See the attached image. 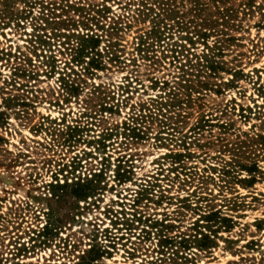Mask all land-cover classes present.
Segmentation results:
<instances>
[{
	"label": "rangeland",
	"instance_id": "rangeland-1",
	"mask_svg": "<svg viewBox=\"0 0 264 264\" xmlns=\"http://www.w3.org/2000/svg\"><path fill=\"white\" fill-rule=\"evenodd\" d=\"M140 1L0 0V264H80L90 247L104 252L94 264H264V173L250 187L221 174L254 155L264 172L249 138L264 134V117L240 111L262 104L252 82L253 69L263 79L264 0H198L200 11L177 0L185 29L174 25L172 39L148 54L134 43L149 20L136 27L121 17L130 19ZM86 35L102 38L98 70L82 58ZM225 36L233 41L217 45L219 61L251 82L226 87L230 75L220 72L200 88L182 77L181 69L196 75L188 62ZM108 40L114 47L105 54ZM175 42L183 46L178 60L169 52ZM161 101L177 107L160 117ZM202 117L207 127L192 132ZM125 124L140 138L126 137ZM184 144L194 158L172 165L165 155L183 153ZM124 166L133 177L119 183ZM141 185L157 186L149 200H137ZM235 192L239 209L222 202ZM160 194L171 201L157 203ZM209 205L234 225L198 252L193 238L200 227L207 232L200 217Z\"/></svg>",
	"mask_w": 264,
	"mask_h": 264
},
{
	"label": "trees",
	"instance_id": "trees-1",
	"mask_svg": "<svg viewBox=\"0 0 264 264\" xmlns=\"http://www.w3.org/2000/svg\"><path fill=\"white\" fill-rule=\"evenodd\" d=\"M188 1V3L190 4V11H200V7L198 4V0H185ZM178 2L177 0H141L140 2H138V6L140 7V9H136L132 12L133 15L129 16L130 19H128V17H124V15H122L121 17L123 19H125L126 21H128V23L132 24L133 26L135 25L136 27L140 26L141 24H144L145 21L149 20V28L145 29L144 31L140 32L135 40L136 43H134L136 45V48L138 50V52H145L146 54H148V50L152 49L154 45H158L161 42H164L165 40H171V36H170V31L172 30L173 26L175 25L180 31L184 30V24L183 22H180L181 19V15H180V11L178 9ZM199 7V8H198ZM125 9V8H124ZM127 10V8H126ZM102 12L104 14L109 13V10L106 8L102 9ZM180 15V16H179ZM220 19H222V22L227 23L226 20L228 19V12L222 10V13L220 12ZM120 22H122L123 24L127 25L126 22H124L123 20L121 21L120 19H118ZM167 22H172V25L168 24ZM131 25V26H132ZM131 26L129 25L126 28H131ZM125 28V29H126ZM223 35H225L224 33H222ZM203 37H206L207 34L206 32H203L202 34H200ZM100 36H82V42H84L82 45H79L80 49H82L81 55L82 58H88V65L90 66L89 69L92 70H98L100 69V62L99 59H101L102 54L101 52L98 51L97 46L98 43L100 42V40L102 38H99ZM181 38V37H180ZM224 39H227L224 41ZM231 38H228V36L221 38V41H217L214 43V45L212 46V48H208L207 46V51L209 53L206 54H202V56L197 57L196 60L198 62L195 63V65L190 64L188 61V66L189 69L195 70L196 75L194 74H189L188 72L184 71L183 69H181L180 71L182 72V77H193L195 78L196 82L198 83V86H200V88L203 86V88H206L207 85L204 82V80L206 81V79H212V78H218L220 72L222 73H227L230 75V79L226 80V82H223V84L226 87H233L235 85V83L239 80V79H248L249 82H251V80L253 79L251 77V75L249 74H244L242 72V70H235V69H228L227 67H225L224 62H220L219 61V57L222 56V51L220 49V46H217L219 43H225L228 42ZM190 41V40H189ZM231 41H233L231 39ZM114 47V45H112V43H110V40H108V45L106 46V52L105 54H110V48ZM170 47V51L173 56L174 54H177L176 56V60H178V54H180V51H177V48H180V50L183 48V46H178V44L175 42L173 44L169 45ZM78 50V49H77ZM83 51L85 53H83ZM80 56V55H79ZM81 57V56H80ZM145 57H148L145 56ZM174 59V61H175ZM263 71V79L262 82L259 84V80L261 78L260 76V70L257 69H253V72L256 76V81L252 82L253 86H254V90L258 93V96L260 98H262L261 101V105L258 106L256 104L253 105V107H246V108H240L241 112H244L246 114L242 115L243 118H247L248 115L250 116L251 114H254V117H260L263 116L264 117V67L262 68ZM188 81V80H185ZM73 86H70V90L73 91ZM75 89V88H74ZM206 90V89H203ZM70 94H72L71 91H69ZM74 94V93H73ZM170 100V99H168ZM168 107H177L175 105L171 106L169 101H165V102H158L157 103V108L156 111L158 112V116L163 117L164 114H162V111L165 110V108ZM254 110V112H253ZM161 113V114H159ZM155 115V116H157ZM208 121H205L203 119V117L199 120L198 124H196V126H193L191 128V131L194 132L195 130H201L206 126V123ZM125 127V131L128 132V135H126V137L128 138H134V139H139L140 138V133L141 130L137 129V128H132L128 125H124ZM75 129V128H74ZM71 132L72 129H70ZM195 134V133H193ZM187 135H184L181 137L182 142L185 143V140L187 139ZM249 138L252 139V142L254 144H256L257 146H259V149L257 151H260L263 155H264V134L262 133H256L254 134V136H250ZM190 139V138H188ZM196 140V139H194ZM198 140V139H197ZM196 140V141H197ZM183 147V153L180 152H169L168 154L165 155L166 158L171 160V164L175 165V164H179V162H183L182 160L185 159H192L194 158L195 154L191 153L189 151L188 148L185 147V144L182 146ZM256 156L254 155L253 158H255ZM251 157H247L246 159L242 160V162H237L235 163L234 168L232 169V167H230L231 165H228L227 167L223 168L221 174L224 177H229L231 176L232 182L231 183H227L228 185L230 184H240L244 187H250L252 186L257 177L256 175H263L264 172L261 171L260 167L257 165V162ZM264 158V157H263ZM118 162V168L120 167L121 163H126L123 161V158H121L120 160L117 161ZM131 167H128V169H125V166L123 167V169H121V173H116L115 179L117 182L119 183H124L125 181H128L129 179H131L133 177L132 171L130 170ZM182 170H185L186 167L185 166H181ZM246 173V176L241 177L240 173ZM196 174V173H195ZM197 175V174H196ZM92 179L97 177L95 175L91 176ZM96 182V179H93ZM201 180L203 181V176L201 177ZM87 181H91V180H87ZM57 184H55L56 186ZM54 186V188H55ZM51 188H53V186H50ZM58 188H60V186H57ZM157 186L154 185H145L140 187V189L137 192V200H143V199H148V195L150 194V192L154 191V189ZM229 190L232 191V189L230 188V186H228ZM94 189V188H93ZM92 189V190H93ZM91 190V187H90ZM162 193V192H161ZM231 195L234 193H230ZM235 196H231V198H227L226 195L222 198V202L226 205H231V208L236 209V208H241L243 207V203L241 201H238L239 194H237L235 192ZM149 200V199H148ZM163 200L166 201H171V199L166 198L163 194H160L159 198H157V203H162ZM198 201L201 200H205L202 197H198L197 199ZM240 200V199H239ZM186 201H188L187 199H183L182 204L184 205V209H189L191 208L189 205H186ZM210 201V200H209ZM209 211L205 212L204 214L201 215V219L202 221H204L206 223V225L209 226H204L202 227V229H204L205 231L207 230V232H201V227L199 230L196 231L195 236H194V241H195V245L198 248V252H205L209 249H211L213 246L212 244H214V239H215V235L217 234L218 230L223 228L226 232L229 231L230 228H232V226L234 225V222H232V219L230 216H226L223 215L222 212H220V209H216L213 208L212 206H208ZM213 227H216L215 229H213ZM199 237V238H198ZM162 243H164V245H170L172 244V239L170 238H164L162 240ZM182 243H185L183 246V252H185L186 250H189L191 248V245L187 243V240H183L181 239L180 242L178 243L180 247H182ZM163 246V245H162ZM89 253H92V255L90 257H88L85 261H83L80 264H94L95 262L98 261V259L103 257L104 252H102L101 250H95L93 247H90L89 249ZM183 254V253H182ZM174 255L176 256L177 253H174ZM180 259H183L185 261H187L186 258L182 257ZM81 260H83L81 258Z\"/></svg>",
	"mask_w": 264,
	"mask_h": 264
}]
</instances>
